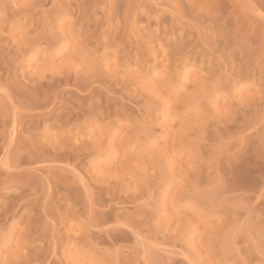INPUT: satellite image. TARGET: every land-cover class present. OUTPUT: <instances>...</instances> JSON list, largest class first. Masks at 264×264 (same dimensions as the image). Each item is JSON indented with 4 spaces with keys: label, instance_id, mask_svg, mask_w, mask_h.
<instances>
[{
    "label": "rangeland",
    "instance_id": "obj_1",
    "mask_svg": "<svg viewBox=\"0 0 264 264\" xmlns=\"http://www.w3.org/2000/svg\"><path fill=\"white\" fill-rule=\"evenodd\" d=\"M34 1L0 0V264H264V0Z\"/></svg>",
    "mask_w": 264,
    "mask_h": 264
},
{
    "label": "bare ground",
    "instance_id": "obj_2",
    "mask_svg": "<svg viewBox=\"0 0 264 264\" xmlns=\"http://www.w3.org/2000/svg\"><path fill=\"white\" fill-rule=\"evenodd\" d=\"M33 1H34V0H33ZM40 1H41V0H35L34 3H32L33 6H34L35 2L38 3V2H40ZM31 2H32V1H31ZM43 2H44V1H43ZM13 4H14V3H13ZM25 4H26V3H25ZM27 4H29V3H27ZM32 4H31V5H32ZM82 4H83V3H82ZM82 4H81V5H82ZM40 5H41V4H40ZM20 6H21V5H20ZM20 6H19V7H20ZM5 7H6V6H5ZM23 7H24V6H23ZM28 7H29V6H28ZM30 7H31V6H30ZM37 7H38V6H36V8H37ZM31 8H32V7H31ZM0 9H1V8H0ZM11 9H12V11L15 10V9L13 10V7H12ZM23 9H24V12L27 11L26 8H23ZM23 9H21V10H23ZM25 9H26V10H25ZM1 10H4V9L2 8ZM21 10H20V11H21ZM12 11H10V14H11ZM41 11H42V10H41ZM1 12H2V14L0 15V17L4 15V12H3V11H1ZM16 12H17V11H16ZM18 12H19V10H18ZM24 12H23V13H24ZM27 12H29V11H27ZM37 12H38V10H37ZM19 13H20V12H19ZM30 13H31V12H30ZM38 13H39L38 18H39V17H40V12H38ZM14 14H15V13H14ZM14 14H13V15H14ZM28 14H29V13H28ZM36 14H37V13H36ZM44 14H45V13H44ZM30 15H31V14H30ZM32 15H34V14L32 13ZM32 15H31V16H29V15L27 16V13H26V16H27V17H26V20H24V22H28V21H29V22H30L29 24H31V26H32V24H33L34 21H35L34 19H36V17H37V16H35V15H34V16H32ZM14 16L17 17L16 15H14ZM41 16H42V15H41ZM5 17H6V16H5ZM5 17H4V18H0V20H1V19H4V21H5ZM47 17H49V16H47ZM38 18H37V19H38ZM16 19H17V18H16ZM44 19H45V18H44ZM6 20H7V19H6ZM14 20H15V19H14ZM18 20H19V19H18ZM38 20H39V19H38ZM38 20H36V23H37ZM46 20H47V19H46ZM15 21H16V20H15ZM24 22H23V23H24ZM46 22H47V21H46ZM20 24L22 25V23H20ZM10 25H11V24H10ZM48 25H49V24H48ZM11 26H12V27H11L10 29L12 30V28H13L14 25H11ZM39 26H40V25H39ZM1 28H2V27H0V29H1ZM15 28H16V31H17L18 26L14 27L13 29H15ZM28 28H29V27H28ZM30 28H31V27H30ZM34 29L37 30V29L35 28V25H34L33 29H31V30L28 31V33H26V32L23 31L24 33H26L27 38H28L29 40H28V39H24L23 41H21V39H20V38H22V36L20 35L21 33H19V37L16 38V39H14V38H13V39L8 38L7 40H10V39L12 40V41H11L12 44H9V43H8L9 45H11V46H9L10 48H9V47L4 48V49L9 48L8 51H7V53H6V51H4L7 55H6L3 51H2V52H3L7 57L10 55V57H11V59H12V58H14L13 56H14L16 53H18V52L20 53L21 51L26 50V49H28V48H34V49H37V48L35 47V46H37L36 41L38 42V40L41 39L42 36H41V35H40L41 37L38 36L39 34H38L37 32H39V31H36V33H37L38 35H37V34H34V32H35ZM18 30L20 31L21 29H18ZM40 30H41V28H40ZM49 30H50V29H49ZM47 31H48V30H47ZM49 32H50V33H48V34H47V32H46V36H48V37L50 36L49 34H51V31H49ZM44 33H45V32H44ZM0 34H1V33H0ZM29 34H30L31 38L28 37ZM71 34H72V33H71ZM9 36H10V35H9ZM15 36H16V35H15ZM43 36L46 37L45 35H43ZM0 37H1V36H0ZM2 37H3V38H6V36H5V37L2 36ZM48 37L45 38V39H48ZM51 39H52V38H51ZM49 41H50V40H49ZM51 41H52V40H51ZM65 41H67V40H65ZM39 42L42 44L41 41H39ZM39 42H38V43H39ZM4 43L7 44V43H6V40L3 41V39L1 38V40H0V48L3 47ZM40 43H39V44H40ZM41 44H40V45H41ZM12 45L15 47V49H14V47L12 48ZM34 45H35V46H34ZM1 46H2V47H1ZM4 46H5V45H4ZM7 46H8V45H7ZM33 46H34V47H33ZM47 46H48V45H47ZM51 46H52V45H51ZM53 46H54V45H53ZM11 48H12V49H11ZM2 50H3V49H2ZM29 51H30V50H29ZM0 52H1V50H0ZM2 56H3V55H2ZM6 56H5V58H6ZM3 57H4V56H3ZM1 58H2V57H1ZM1 58H0V60H1ZM3 61H4L3 63H2V61H0V62H1V63H0V73H1V74H2V72H3V71H1V70H3V66H4V64L9 63V62H8L9 60L7 61V58H6V60H3ZM35 71H36V70H35ZM43 71H44V70H43ZM43 71H42V74L44 75ZM48 71H49V70H48ZM5 72H6V73H5L6 79H5V78L1 79V77H0V86H2V87H0L1 89L4 88V87H6V86L9 84V82L7 81L9 75H10V78H11V74L9 73V70L6 69ZM37 72L39 73V70H37ZM37 72H36V74H37ZM32 73H33V72H32ZM32 73H31V76L34 75V77L31 78L32 80H31V79L29 80V83H27L28 85H21V87H22L23 89L21 88V90H20V89L18 88V90H20V93H19L18 91H17V92H18V94H21V93H23V91L25 90L24 93H25V92H27V93H26V94L23 93L25 96L22 94V95H23L22 97H24V98H26V97L29 98V97H30V100H32V101H31V104H32L33 106H32L31 104H28V102H30V101L28 100V98H27L28 102H27L26 104H27V105H31L32 107L37 108V107L39 106V104L41 103V102H39V101H43V99H42V100H39L40 98H37V99H38V100H37L36 98H31V97H33L34 95H35V97H36V96H38L39 94L46 93V91H49V89H50V88H49L50 85L48 84V81H47V80H46L47 82H45V81L42 80V78H41V79H40V78H35L36 75H35V74H32ZM1 74H0V75H1ZM28 75H29V74H28ZM51 75H53V73H52ZM59 75L61 76L60 73H59ZM185 75H186V74H185ZM31 76H30V77H31ZM12 77H13V76H12ZM25 77H28V76H25ZM36 77H37V76H36ZM38 77H39V74H38ZM40 77H41V75H40ZM42 77H43V76H42ZM33 78H34V79H33ZM48 78H49V77H48ZM55 78H56V77H55ZM12 79H13V78H12ZM23 79H24V78H23ZM38 79H39V80H38ZM43 79H44V78H43ZM46 79H47V78H46ZM50 79H52V77L49 78V80H50ZM57 79H58V78H57ZM12 81H13V80H12ZM14 81H15V80H14ZM30 81L33 82V83L31 84ZM58 81H59V80H58ZM61 81H63V80L61 79ZM22 82H23V81H22ZM49 82H50V81H49ZM64 82H65V81H64ZM25 83H26V82H25ZM10 84H11V83H10ZM29 84H30V85H29ZM13 86H14V83L12 84V87H13ZM16 86H17V84H16ZM16 86L13 87V88H14V90H13L14 92H15V89H17V88H15ZM57 86H58V85H57ZM51 87H52V86H51ZM6 88H7V87H6ZM4 89H5V88H4ZM4 89H3V90H4ZM22 90H23V91H22ZM14 92H13V93H14ZM47 93H48V92H47ZM47 93H46V94H47ZM49 93H50V92H49ZM6 94H7V93H6ZM8 94H9V93H8ZM51 94H52V93H50L49 95H51ZM0 95H1V94H0ZM32 95H33V96H32ZM49 95H48V96H49ZM7 96H8V95H7ZM11 96H12V95H11ZM48 96H47V97H48ZM48 98H49V97H48ZM17 99H18V98H17ZM19 99H20V97H19ZM35 99H36V100H35ZM49 99H50V98H49ZM49 99H48V100H49ZM3 100H4V99H3ZM13 100H15V99H13ZM1 101H2V100H1ZM17 101H18V100H17ZM44 101H47V100L44 99ZM44 101H43V102H44ZM51 101H52V100H51ZM23 102H24V101H23ZM38 102H39V103H38ZM47 102H48V101H47ZM49 102H50V101H49ZM57 102H58V101H57ZM20 103H21V102H20ZM20 103H19V106L22 104V103H21V104H20ZM51 103H53V101L50 102V104H51ZM62 103H63V102H62ZM0 104H1V103H0ZM41 104H42V103H41ZM41 104H40V105H41ZM46 104H47V103H46ZM50 104H49V106H50ZM47 105H48V104H47ZM47 105H46V106H47ZM8 106H9V105H8ZM31 106H30V107H31ZM10 107H11V106H10ZM25 107H28V109H30L29 106H25ZM43 107H44V105H43ZM39 108H40V106H39ZM0 109H1V111H3V110H2V109H3L2 107H0ZM25 109H26V108H25ZM40 109H41V108H40ZM44 109H45V108H44ZM12 110H14V108H12ZM15 110L17 111L18 109H15ZM42 110H43V109H42ZM48 110H49V109H48ZM1 111H0V119H1V120H4L3 117H2V113H3V112L1 113ZM16 111H12V112H14V114H15ZM159 111H160V110H159ZM21 112H22V111H21ZM21 112H20V113H21ZM23 112H24V111H23ZM40 112H41V113H36V116H37V117H38V116H44V117H45V116L48 114L47 112H44V111L42 112L41 110H40ZM20 113H19V115H20ZM25 113H26V112H25ZM24 115H25V114H24ZM24 115L21 116V117L23 118ZM98 115H99V114H98ZM147 115H149V114H147ZM152 115H153V114H152ZM101 116H103V115H101ZM15 117H16V119H13L12 121H11V119H10L9 121H11L12 123H22L23 120L21 121L22 118H21L20 116H19L20 118H18V115L15 116ZM198 117H199V116H198ZM201 117H202V116H201ZM17 118H18V119H17ZM25 118H26V117H25ZM145 118H146V117H145ZM154 118H155V117H154ZM199 118H200V117H199ZM147 119H148V118H147ZM155 119H156V118H155ZM150 120L152 121L153 119H150ZM150 120H149V122H150ZM195 120H196V118H195ZM198 120H199V119H198ZM96 121H98V120H96ZM145 121H146V120H145ZM155 121H156V120H155ZM201 121H202V120H201ZM196 122H197V121H196ZM229 122H230V121H229ZM150 123H151V122H150ZM183 123H185V122H183ZM189 123H190V122H189ZM194 123H195V122H194ZM197 123H198V122H197ZM202 123H203V122H202ZM216 123H217V122H216ZM200 129H201V128H200ZM196 130H197V129H196ZM212 130H213V129H212ZM213 131H214V130H213ZM206 133H207V132H206ZM146 134H147V133H146ZM146 134H145V135H146ZM207 134H208V133H207ZM216 134H217V133H216ZM147 135H148V134H147ZM204 135H205V134H204ZM217 135H218V134H217ZM138 137H139V136H138ZM144 137H146V136H144ZM201 137H202V135H201ZM11 139H12V138H11ZM132 139H133V138H132ZM134 139H135V138H134ZM140 140H141V139H140ZM145 140H146V139H145ZM241 141H242V140H241ZM137 142H138V141H137ZM158 142H159V141H158ZM183 142H184V141H183ZM239 143H240V142H239ZM38 148H39V150H40L41 147H37V149H38ZM174 155H175V154H174ZM257 155H258V154H257ZM257 155H256V157H257ZM254 156H255V154H254ZM255 159H256V158H255ZM173 161H174V160H173ZM253 162L255 163V161H253ZM249 167H250V166H249ZM168 168H169V167H168ZM250 168H251V167H250ZM254 172H255V171H254ZM257 172H258V171H257ZM251 173H252V172H251ZM252 175H253V173H252ZM255 175H256V174H255ZM255 175H254V176H255ZM258 177H259V176H258ZM259 178H260V177H259ZM12 182H13V181H12ZM247 184H248V183H247ZM162 193H163V191H162ZM163 194H164V193H163Z\"/></svg>",
    "mask_w": 264,
    "mask_h": 264
}]
</instances>
